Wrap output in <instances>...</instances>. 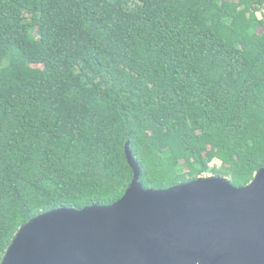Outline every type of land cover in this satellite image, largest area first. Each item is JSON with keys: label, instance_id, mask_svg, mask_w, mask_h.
<instances>
[{"label": "trees", "instance_id": "16d2710c", "mask_svg": "<svg viewBox=\"0 0 264 264\" xmlns=\"http://www.w3.org/2000/svg\"><path fill=\"white\" fill-rule=\"evenodd\" d=\"M264 166V0H0V262L59 208ZM214 161L219 166H210Z\"/></svg>", "mask_w": 264, "mask_h": 264}, {"label": "water", "instance_id": "95a60500", "mask_svg": "<svg viewBox=\"0 0 264 264\" xmlns=\"http://www.w3.org/2000/svg\"><path fill=\"white\" fill-rule=\"evenodd\" d=\"M124 153L132 180L117 202L38 215L0 264H264V166L242 188L210 176L153 190Z\"/></svg>", "mask_w": 264, "mask_h": 264}, {"label": "rangeland", "instance_id": "374dc122", "mask_svg": "<svg viewBox=\"0 0 264 264\" xmlns=\"http://www.w3.org/2000/svg\"><path fill=\"white\" fill-rule=\"evenodd\" d=\"M213 165H215V166H219V162L214 161L212 164H210V166H213ZM205 177H210V175L205 176Z\"/></svg>", "mask_w": 264, "mask_h": 264}]
</instances>
